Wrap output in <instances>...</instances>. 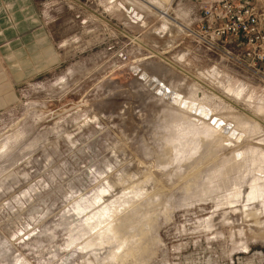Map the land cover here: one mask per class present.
I'll return each mask as SVG.
<instances>
[{
  "label": "rangeland",
  "instance_id": "374dc122",
  "mask_svg": "<svg viewBox=\"0 0 264 264\" xmlns=\"http://www.w3.org/2000/svg\"><path fill=\"white\" fill-rule=\"evenodd\" d=\"M173 5L0 0V264H264V81Z\"/></svg>",
  "mask_w": 264,
  "mask_h": 264
},
{
  "label": "built area",
  "instance_id": "2783aa9c",
  "mask_svg": "<svg viewBox=\"0 0 264 264\" xmlns=\"http://www.w3.org/2000/svg\"><path fill=\"white\" fill-rule=\"evenodd\" d=\"M191 1L198 4L201 16L179 21L186 33L197 44L220 52L226 63H236L264 81V0Z\"/></svg>",
  "mask_w": 264,
  "mask_h": 264
},
{
  "label": "bare ground",
  "instance_id": "6f19581e",
  "mask_svg": "<svg viewBox=\"0 0 264 264\" xmlns=\"http://www.w3.org/2000/svg\"><path fill=\"white\" fill-rule=\"evenodd\" d=\"M159 84V83H158ZM162 88H163V90H164V93H169L172 97V99L174 100H176V101H178L179 103H181V105L183 106V107H186V109L187 110H195L196 112H197V114L199 115V116H202V117H204V118H206L207 117V120H210L212 117H213V119H212V121H214V123H216L217 125H219L218 127H216V128H218L220 131L222 130V129H224V131H225V129H237L236 127H234V123L235 124H238V125H240V126H244V121L245 120H240V119H238V120H236L235 119V121L233 122V124H231L233 127L232 128H230L229 127V124H230V122H228L227 120H225V118L223 117V116H219V115H216V114H213L212 113V110L211 109H209V108H206L205 107V105H202V104H200L198 107H196V106H194V103H192V102H189V100H186V98H182L181 97V95H179L175 90H173L172 89V87L171 86H169V85H167V84H163L162 83ZM230 121V120H229ZM246 127V126H245ZM223 131V130H222ZM232 131V130H231ZM226 133V132H225ZM224 133V134H225ZM233 133H235L234 131H233ZM238 133V132H237ZM242 133V132H241ZM232 134V133H231ZM240 134V133H239ZM241 135V134H240ZM240 135H238V136H240ZM235 136V135H234ZM240 138V137H239ZM235 139H237V138H235ZM255 186H257V185H255ZM258 188V187H257ZM111 225V224H110ZM98 231V230H97ZM100 233V234H99ZM110 234V235H109ZM99 235H105L107 238H108V240H110L111 239V236L112 237H114L115 238V240L118 242V239H119V237H117L118 235L114 232V230H111V228L108 226L106 229L105 228H103V229H99V232H96V234H95V236L97 237V240H101V237L99 236ZM94 242V241H93Z\"/></svg>",
  "mask_w": 264,
  "mask_h": 264
},
{
  "label": "crops",
  "instance_id": "0c3cea01",
  "mask_svg": "<svg viewBox=\"0 0 264 264\" xmlns=\"http://www.w3.org/2000/svg\"><path fill=\"white\" fill-rule=\"evenodd\" d=\"M172 1L174 2V5L172 6V11L175 13L177 12V14H179L178 17L181 19V21L197 20L201 16V9L199 8L197 3L191 0H172ZM178 94L180 95V93ZM181 97L183 98V96Z\"/></svg>",
  "mask_w": 264,
  "mask_h": 264
}]
</instances>
